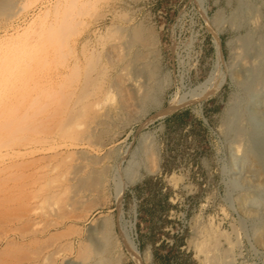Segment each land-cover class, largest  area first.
Here are the masks:
<instances>
[{"label": "bare ground", "instance_id": "1", "mask_svg": "<svg viewBox=\"0 0 264 264\" xmlns=\"http://www.w3.org/2000/svg\"><path fill=\"white\" fill-rule=\"evenodd\" d=\"M17 3L0 0V105L8 109L11 93L18 100L11 104L17 117L13 125L2 126L0 120V151L6 149L0 166L14 168L15 176L25 171L35 178L15 185L8 196L5 190L0 192V214L9 200L22 212L11 220L9 215L5 221L0 216V229L3 222L8 225L0 233V264H122L126 259L147 264L149 258L143 259L126 236L127 256H122L107 218L92 224L84 239L68 237L67 228L79 217L75 213H89L96 207L95 197L108 182V154H96L106 146L104 137L118 120L130 118L132 110H140L152 99L158 37L139 24L128 30L110 26L105 34L99 33V18L80 19L96 6V0H41L38 12L9 23L16 17ZM212 31L218 59L224 61L221 37ZM252 37L238 38L239 50H232L230 74L247 97L230 126L245 144L248 177L264 194V37L256 42ZM94 39L101 43L100 49L92 46ZM221 76L213 74L196 89L173 96L165 113L214 95L226 82V76ZM150 159L146 168L153 173L155 158ZM125 187L124 182L116 185L119 207ZM202 234L196 247L210 264L232 260L235 244L228 234L213 226L205 227ZM222 239L229 242V249L221 250Z\"/></svg>", "mask_w": 264, "mask_h": 264}, {"label": "rangeland", "instance_id": "2", "mask_svg": "<svg viewBox=\"0 0 264 264\" xmlns=\"http://www.w3.org/2000/svg\"><path fill=\"white\" fill-rule=\"evenodd\" d=\"M17 1L16 17L9 23L38 12L36 6L41 2ZM96 1L90 14L80 19L90 22L99 18L97 27L101 34L110 26L121 25L128 30L139 24L158 37L159 53L152 61V99L140 110H132L131 119L118 120L104 137L106 146L96 154H108V182L95 197L97 205L93 210L75 213L79 217L68 226V237L84 239L92 224L107 218L113 226L117 249L124 257L126 236L143 259L149 258L147 264H210L196 244L204 228L213 226L228 234L235 244L232 260L222 264H264V194L248 177L245 144L236 139V130L230 126L234 115L244 109L247 97L230 74L233 52L239 50L240 39L252 35L256 42L264 37V0ZM117 13L126 15L120 17ZM212 30L221 37L224 61L218 59ZM92 43L100 49L101 43L95 39ZM8 65L6 72L11 77L12 68ZM213 74L226 76L219 91L165 113L173 96L196 89ZM13 94L8 95V109L0 105L2 126L11 127L17 118L11 104L18 100ZM5 151L2 148L0 155ZM151 156L156 163L153 173L146 168ZM15 173L14 168L4 170L0 166V192L5 190L4 196L15 185L35 178L29 172L20 176ZM119 182L126 184L120 207L116 200ZM6 204L0 214L3 221L8 215L9 220L22 215L10 200ZM7 226L3 222L0 233ZM227 242L220 241L222 251L229 249ZM122 264L136 263L126 259Z\"/></svg>", "mask_w": 264, "mask_h": 264}]
</instances>
